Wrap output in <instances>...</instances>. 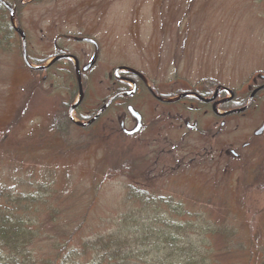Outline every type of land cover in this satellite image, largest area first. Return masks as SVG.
<instances>
[{"label":"rangeland","instance_id":"rangeland-1","mask_svg":"<svg viewBox=\"0 0 264 264\" xmlns=\"http://www.w3.org/2000/svg\"><path fill=\"white\" fill-rule=\"evenodd\" d=\"M25 2H16L20 24L16 25L26 33L33 64L45 67L67 54L84 67L95 58L83 77L84 104L73 114L78 123L77 117L86 118L104 105L120 66L133 68L146 79L155 77L161 84L171 82V87L179 78L184 90L213 78L241 98L248 97L254 80L264 74V0ZM8 19L0 9V22ZM11 41L0 47V189L40 195L49 188L50 197L41 194L51 205L42 212V220L49 219L43 222L44 231L52 229L47 222L56 223L53 233L87 214L89 224L81 239L96 238L111 228L113 218L128 212L130 187L139 186L135 179L142 184V175L156 169V156L147 146L151 132L129 137L109 136L103 130L104 123L122 115L128 105H136L147 122L148 93L116 102L93 133L65 126L70 106L79 101L74 63L63 60L45 71L29 70L21 56V39L13 34ZM261 84L258 81L257 86ZM168 90L165 86L162 91ZM259 96V109L234 116L219 138L220 147L229 143L241 151L262 125L264 92ZM132 123L127 120L128 130ZM256 139L243 151L242 161L233 163L231 176L212 168L209 160L148 180L155 195L182 202L188 216L224 223L228 236L216 244L222 251L220 263H243L248 240L254 236L257 246L264 239V191L255 190L261 183L254 180L264 165V134ZM178 156H162L160 164L170 170L181 162L182 153ZM120 163L136 164L137 176L107 180L108 172ZM134 207L136 212L140 209ZM134 212L130 213L139 215Z\"/></svg>","mask_w":264,"mask_h":264},{"label":"trees","instance_id":"trees-1","mask_svg":"<svg viewBox=\"0 0 264 264\" xmlns=\"http://www.w3.org/2000/svg\"><path fill=\"white\" fill-rule=\"evenodd\" d=\"M0 24V47L11 45V24ZM136 169L134 163H121L106 178L132 180ZM142 179L146 181L135 179L139 186L130 187L126 215L113 218L111 228L93 239H81L89 224L87 214L53 233L56 223L47 222L52 229L44 231L49 188L41 190L44 196L0 189V264H264V239L254 246V236L243 251V263H220L222 251L216 244L228 236L224 223L188 216L182 202L153 193L146 173ZM255 179L261 183L255 190L263 192L264 173Z\"/></svg>","mask_w":264,"mask_h":264},{"label":"flooded vegetation","instance_id":"flooded-vegetation-1","mask_svg":"<svg viewBox=\"0 0 264 264\" xmlns=\"http://www.w3.org/2000/svg\"><path fill=\"white\" fill-rule=\"evenodd\" d=\"M76 59L80 63V59L77 57ZM118 69L131 68L120 66L116 70ZM139 74L129 73L124 70H121L118 74L114 72V79L111 77L114 82L108 90L111 92V95L104 104L115 95L125 94L131 90L134 92L131 97L124 96L114 100L98 121L90 126V128L94 129L116 102L119 100L128 101L135 98L142 91H145L148 93L149 102H151V108L149 109L150 119L144 123V117H142V129L138 134L145 130L151 132L152 137L147 142V146L151 149L150 153L159 160L162 156L169 157L173 155L174 157H179L178 155L182 153L184 158H179L181 159L180 164L185 163L191 166L199 164L200 161L206 163L211 160L212 168L224 169L222 174L230 176L233 163L242 161L241 158L244 157L243 151L251 148L255 144L256 138L264 134L263 131L256 135L264 126L263 120L262 125L241 145V151L229 143L223 147L219 146V138L222 137L225 128L231 123L234 116L246 115L250 111L259 109V105H257L260 99L259 95L264 90L258 92L249 109L236 114V111L248 105L252 92L264 86V77L262 75H259L258 80H254V87L251 89L248 97L241 98L238 92L223 84L221 85L218 80L213 78H205L188 90H184L185 88L181 85L179 78L174 81L176 85L171 87V82L161 84L155 77L146 79L141 73ZM258 81L262 82L259 86H257ZM161 85L164 86L161 87ZM165 86L170 90L166 92L162 91L165 89ZM134 108L137 111L139 110L136 105ZM96 113L89 115L88 118L94 117ZM127 120L131 121V123L133 122V130L137 126V120H133L128 115L127 110L122 115H117L115 120L112 119L104 123L103 130L109 136L118 135L116 134L118 132L120 134L127 133ZM227 132L231 131L227 129ZM193 137L195 138L194 144L191 143ZM218 152L219 159L215 157V154ZM190 156L191 158H189ZM188 158L187 163L186 160ZM155 163L157 164L158 161ZM175 169L176 167L173 168V170ZM218 172L220 173L221 171ZM263 173L264 171L256 178L260 177Z\"/></svg>","mask_w":264,"mask_h":264},{"label":"water","instance_id":"water-1","mask_svg":"<svg viewBox=\"0 0 264 264\" xmlns=\"http://www.w3.org/2000/svg\"><path fill=\"white\" fill-rule=\"evenodd\" d=\"M1 1V3L10 11V13H11V17H12V22L14 21V11H13V9L8 5V4H6L5 2H3L2 0H0ZM19 34H20V36L22 37V39H23V52H22V55H23V59H24V61H25V63L27 64V66H29V67H31L32 69H41V68H35V67H33V66H31L30 64H29V62H28V59H27V49H26V38H25V36H24V34H23V32L20 30V29H17L16 30ZM91 67V65L90 66H87L84 70L86 71V70H88L89 68ZM78 72V71H77ZM79 81H80V78H79ZM80 83V82H79ZM82 90V89H81ZM82 94H81V98H80V100H82ZM113 100V99H112ZM111 100V101H112ZM130 111L133 113V116L134 117H137L138 118V120L140 121L141 120V118H140V116L138 115V114H136V113H134L133 111H132V109H130ZM102 113V111L90 122V124L96 119V118H98L99 116H100V114ZM139 129V128H138ZM138 129H136V131L138 130Z\"/></svg>","mask_w":264,"mask_h":264}]
</instances>
